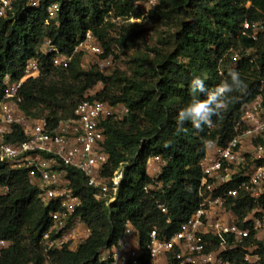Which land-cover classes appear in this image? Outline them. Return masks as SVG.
Returning <instances> with one entry per match:
<instances>
[{
    "label": "trees",
    "instance_id": "trees-1",
    "mask_svg": "<svg viewBox=\"0 0 264 264\" xmlns=\"http://www.w3.org/2000/svg\"><path fill=\"white\" fill-rule=\"evenodd\" d=\"M139 1L40 0V7L33 9L30 0H17L13 11L0 21V101L6 75L20 80L27 61L38 58L42 76L22 87L23 112L32 118L46 117L56 125L73 118L77 105L85 100L125 105L129 115L123 121L110 119L103 124L110 154L104 175L132 164L126 167L117 200L110 207L94 198L83 174L69 171L71 186L82 200L75 215L89 226L92 237L76 251L45 254L41 242L51 225L52 208L40 201V191L29 183L26 170L0 163V239L12 244L3 252L0 264H113L100 257L101 250L119 244L127 222L140 233L146 252L153 229L161 236H172L197 211L200 164L209 143L219 141L224 146L232 139L243 109L256 97L264 80V34L257 42L241 34L246 21L264 19V0H158L153 22L169 25L179 21L172 41L162 39L150 48L151 55L132 56L128 71L112 68L104 73L96 65L85 70L82 53L77 50L89 32L104 49L101 59L115 56L114 44L130 51L141 39L144 25L131 23L143 17L136 5ZM53 4L60 5L58 19L48 23L47 11ZM115 20L129 25L112 39ZM46 40L58 47L60 55H73L68 68L54 67L53 55L41 53ZM249 49L254 52V62L243 55ZM233 52L241 55L237 64H233ZM232 69L241 74L247 88L232 94L229 109L220 119L213 118L212 128L196 130L186 122V131L177 133L178 112L191 100V79L206 76L211 88ZM99 84L103 89L87 98ZM11 139L23 136L16 134ZM151 156L168 162L160 176L165 191L154 196L145 192L152 183L147 173ZM3 187L9 189L8 194L1 193ZM158 203L168 207V215L158 210ZM253 207L249 199H242L235 212L240 215ZM237 260L242 264L240 257Z\"/></svg>",
    "mask_w": 264,
    "mask_h": 264
},
{
    "label": "built area",
    "instance_id": "built-area-1",
    "mask_svg": "<svg viewBox=\"0 0 264 264\" xmlns=\"http://www.w3.org/2000/svg\"><path fill=\"white\" fill-rule=\"evenodd\" d=\"M149 1L153 5L158 3V0ZM16 2L0 0V21L13 11ZM29 7L38 9L40 0H30ZM59 11V4L48 8V23L57 21ZM241 34L257 42L264 34V19L246 21ZM79 49L100 59L104 54L90 32L78 52ZM41 53L53 55L56 68H68L73 59V55H60L50 40L43 43ZM253 53L249 49L243 55L254 62ZM240 58L239 52H233V64ZM101 61L99 67L105 73L112 66V57ZM41 76L40 59L33 58L27 61L20 80H14L11 75L4 79L0 101V163L13 170H26L29 183L40 191V201L52 208L51 225L41 242L44 253L76 251L92 237V230L75 215L82 200L71 186L69 171L84 175L98 202L110 207L117 200L125 169L132 164H123L112 175H104L110 154L105 146L103 124L110 119L123 121L129 109L122 104L112 106L99 100H85L77 105L73 118L56 125H51L46 117H29L21 108L24 101L21 89L27 81ZM16 134H21L23 139L12 140ZM167 163L162 157L151 156L147 160L152 180L145 187L148 195L164 193L166 186L160 176ZM200 167L199 207L176 233L161 236L158 229H153L144 252L140 233L127 222L119 244L102 249L100 257L111 259L113 264H237L238 257L242 264H264V80L256 97L243 109L232 139L224 146L219 141L210 142ZM8 191L7 187L1 189L3 195ZM242 199H249L254 207L239 215L235 208ZM157 206L162 214H169L164 203ZM170 223L168 219L167 224ZM11 245L0 239V262L3 252Z\"/></svg>",
    "mask_w": 264,
    "mask_h": 264
},
{
    "label": "clouds",
    "instance_id": "clouds-1",
    "mask_svg": "<svg viewBox=\"0 0 264 264\" xmlns=\"http://www.w3.org/2000/svg\"><path fill=\"white\" fill-rule=\"evenodd\" d=\"M206 76H194L188 86L190 102L183 107L176 117L177 133L186 131L185 123L190 122L196 130L214 126L213 118L220 119L230 106L232 94L242 92L247 84L241 74L229 70L227 77L214 87L206 84ZM203 96V99H201Z\"/></svg>",
    "mask_w": 264,
    "mask_h": 264
},
{
    "label": "rangeland",
    "instance_id": "rangeland-1",
    "mask_svg": "<svg viewBox=\"0 0 264 264\" xmlns=\"http://www.w3.org/2000/svg\"><path fill=\"white\" fill-rule=\"evenodd\" d=\"M136 5L140 12L143 14V17L140 20L132 19L131 23L144 25V32L141 34V39L136 42V44L130 51L114 44L113 50L115 52V56H112V66H104V68L107 67L105 73L109 72L111 68H120L123 71H128V64L132 56L142 54L151 55V52L149 51L150 48L159 45L160 41L165 38L172 41L171 38L177 31L179 21L170 23L169 25H159L153 22L152 15L156 11L155 6L157 5L154 6L149 0H140ZM113 22L116 24V29L111 33V36L113 37L112 39H116L118 38V34L121 28L123 26L126 27L129 24L128 22L121 20H115ZM79 52L82 53V67L85 70L92 68L94 65L99 66V64H102V61L99 57L94 56L91 53H84L81 51V49H79ZM102 89L103 85L99 84L93 90L89 91L85 96L87 98L96 96V94H98ZM150 174L151 176L154 175L152 169L150 171Z\"/></svg>",
    "mask_w": 264,
    "mask_h": 264
}]
</instances>
